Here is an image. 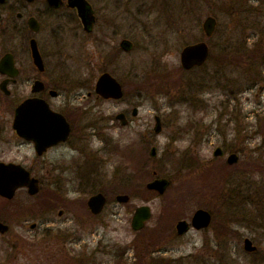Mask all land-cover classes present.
<instances>
[{
	"label": "rangeland",
	"instance_id": "1",
	"mask_svg": "<svg viewBox=\"0 0 264 264\" xmlns=\"http://www.w3.org/2000/svg\"><path fill=\"white\" fill-rule=\"evenodd\" d=\"M93 1L100 18L91 35L67 24L56 40L50 20L40 41L60 85L70 84L61 76H90L86 86L76 82L80 93L71 99L73 120L89 124L88 140H78L77 149L88 150L93 167L101 162L93 188H118L132 198L109 201L86 229L74 221L51 232L82 236L83 243L67 240L65 252L87 254L92 264H133L140 254L147 262L192 254L195 264H264V0ZM208 15L218 21L210 37L202 26ZM123 38L133 45L122 49ZM202 39L209 59L184 69L182 48ZM13 47L19 57L29 56ZM103 71L122 83V99L87 96ZM121 111L129 118L125 125L116 118ZM157 114L161 132L154 130ZM218 146L223 156L214 155ZM232 152L240 155L233 165L227 161ZM158 176L170 180L164 194L146 186ZM144 203L153 216L136 230L131 220ZM200 205L212 211V224L175 234L179 218L190 219ZM43 221L40 216V232ZM41 235L39 257L15 256L0 233V264H78L69 255L57 257ZM246 237L256 251L245 249Z\"/></svg>",
	"mask_w": 264,
	"mask_h": 264
},
{
	"label": "flooded vegetation",
	"instance_id": "2",
	"mask_svg": "<svg viewBox=\"0 0 264 264\" xmlns=\"http://www.w3.org/2000/svg\"><path fill=\"white\" fill-rule=\"evenodd\" d=\"M99 18V9L93 0H0V166L5 168L1 171L7 183L6 193H0V220L5 225V231L0 230V233L6 236V245L15 256L35 253L39 257L40 233L42 238L54 240L47 238L46 247H50L57 257L69 255L70 251L68 254L65 252L67 240L83 243L84 238H60L62 235L56 237L51 230L69 229L74 221L86 229L93 218L103 215L109 201L122 202L118 198L123 193L121 189L110 192L108 186L93 188V181H98L101 174L98 171V163L101 162H95L96 167H93L88 150L77 149L78 140H88L85 131L89 124L73 120L71 98L73 94L80 93L76 82L86 86L90 76L83 80H76L73 75L61 76L70 84L60 85L54 78L55 70L49 66L51 59L45 56L43 42L40 41L50 20L54 23L51 35L58 40L65 34L67 24H71L70 28L75 24L73 28L76 31L91 35ZM47 35L50 36L48 32ZM33 40L41 56L40 64L32 54ZM14 45L28 51L29 56L19 57ZM132 45L133 41L128 38L120 41L122 49ZM97 80L87 96L103 97L96 91ZM27 99H36L37 122L27 113L25 115L30 116L27 120L24 116L21 121H16L19 106ZM26 109L30 113L34 110L31 105ZM122 112L128 123L126 112ZM59 115L66 120V133L58 127H65ZM46 117L58 120L54 121L53 128H44ZM74 151H78L80 158L72 154ZM98 193L104 194L106 202L100 212H94L89 200ZM151 210L153 216L152 207ZM51 213L56 215L52 217ZM40 216L45 224L41 232ZM192 216L179 220L191 221ZM177 222L175 234H186L178 233ZM69 256L70 261L78 264H92V257L87 254ZM77 256L79 259L74 260L73 257Z\"/></svg>",
	"mask_w": 264,
	"mask_h": 264
},
{
	"label": "water",
	"instance_id": "3",
	"mask_svg": "<svg viewBox=\"0 0 264 264\" xmlns=\"http://www.w3.org/2000/svg\"><path fill=\"white\" fill-rule=\"evenodd\" d=\"M217 18L213 15H208L203 22V29L206 33L207 36H211L216 27H217ZM210 48L209 44L207 41L202 40L196 43H190L187 44L183 47L181 51V63L185 68H191L196 65H201L203 64L208 56H209ZM32 54L33 57L35 58L36 62L40 64V53L38 50V46L36 44V41H32ZM96 91L100 93L103 97L105 98H121L124 95V90L123 86L120 83V81L113 76L110 72L106 71L103 72L100 77L97 80L96 83ZM36 99H27L25 100L18 109V116L16 118V121H21V118L25 116L26 120L27 114H31L34 116V122H37V112L35 111ZM31 105V108L33 107L34 110H30V112H27L28 106ZM137 107L134 108V114L137 113ZM61 118V121L65 123V127L58 126L61 128L65 133L68 131V126L66 124V120L62 115H59ZM125 113L121 112L118 113L117 118L121 119L123 124L127 123V120L125 118ZM49 121V124L47 123ZM54 121H58L57 119H48L46 117V121L44 123V128L50 129L53 128L52 125ZM56 128V127H55ZM162 129V122L161 118L159 115L156 116V124H155V131L160 132ZM215 155H221L223 153L222 147L218 146L215 151ZM156 154V147L152 148V155ZM239 156L237 153H231L228 157V162L229 163H235L238 160ZM5 169V168H4ZM3 167L0 166V193L5 194L6 193V176L1 170H4ZM169 184V180L165 177H156L153 180L149 181L147 183V187L149 189H154L157 190L159 193L163 194L167 186ZM120 201H128L130 199L129 194H120L118 196ZM105 196L102 193L95 194L91 197L89 200V204L94 212H100L102 208L104 207L105 204ZM152 216V210L151 207L148 204H144L141 206H138L136 208V211L134 213L133 219H132V226L134 229L139 230L142 227H144L146 221L150 219ZM212 220V214L209 210L205 208H199L195 211L192 220H191V225L197 229L205 228L208 227L211 223ZM190 228V223L187 219H181L177 223V231L179 234H183L187 232ZM0 230L2 232L5 231V225L3 222L0 220ZM245 249L248 251H254L256 250L257 246L253 243L252 239L249 237H246L245 240Z\"/></svg>",
	"mask_w": 264,
	"mask_h": 264
},
{
	"label": "trees",
	"instance_id": "4",
	"mask_svg": "<svg viewBox=\"0 0 264 264\" xmlns=\"http://www.w3.org/2000/svg\"><path fill=\"white\" fill-rule=\"evenodd\" d=\"M261 55H263V53H261ZM260 72H262V70ZM150 253L151 252H149V255H150ZM137 256H139V255H137ZM151 257L148 258L149 261H151L153 258L154 259L151 262H149V261L147 262L146 260H144L145 258H147V255L142 256L140 254L139 259L133 264H195V261H194L192 254L187 255L185 257H176V258H168V257H163V256H155L153 258H151Z\"/></svg>",
	"mask_w": 264,
	"mask_h": 264
}]
</instances>
